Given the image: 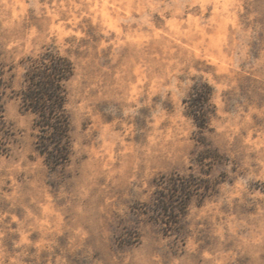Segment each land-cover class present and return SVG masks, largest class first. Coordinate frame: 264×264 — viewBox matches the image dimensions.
<instances>
[{
  "label": "rangeland",
  "instance_id": "1",
  "mask_svg": "<svg viewBox=\"0 0 264 264\" xmlns=\"http://www.w3.org/2000/svg\"><path fill=\"white\" fill-rule=\"evenodd\" d=\"M50 45L76 64L71 160L47 165L8 89L0 264H264V0H0L14 89ZM195 79L214 86L203 131L184 103ZM188 177L170 222L159 201Z\"/></svg>",
  "mask_w": 264,
  "mask_h": 264
},
{
  "label": "trees",
  "instance_id": "2",
  "mask_svg": "<svg viewBox=\"0 0 264 264\" xmlns=\"http://www.w3.org/2000/svg\"><path fill=\"white\" fill-rule=\"evenodd\" d=\"M23 62V82L19 89L13 88L12 79H6L4 71L0 69V157L9 155L12 150L14 134L6 118L4 102L8 89H11L21 100L22 108L34 115L37 149L47 165L56 169L71 160L73 151L68 84L76 74V64L54 45L28 55ZM213 94L214 86L211 83L195 79L189 95L184 98L187 114L201 131L209 128L211 116L216 110ZM207 150L221 157L218 150L212 147ZM170 185L168 194L160 199L158 205L170 222H178L176 219L185 214L198 182L188 177L183 182Z\"/></svg>",
  "mask_w": 264,
  "mask_h": 264
}]
</instances>
